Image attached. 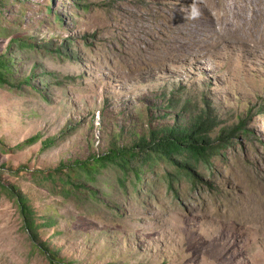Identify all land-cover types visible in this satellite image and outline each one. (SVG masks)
<instances>
[{"label":"rangeland","instance_id":"rangeland-1","mask_svg":"<svg viewBox=\"0 0 264 264\" xmlns=\"http://www.w3.org/2000/svg\"><path fill=\"white\" fill-rule=\"evenodd\" d=\"M3 56L0 181L32 226L1 194L0 264H264V0H0ZM198 124L220 149L172 189L165 161L42 178Z\"/></svg>","mask_w":264,"mask_h":264},{"label":"trees","instance_id":"trees-1","mask_svg":"<svg viewBox=\"0 0 264 264\" xmlns=\"http://www.w3.org/2000/svg\"><path fill=\"white\" fill-rule=\"evenodd\" d=\"M58 19V18H56ZM20 48L34 49L35 46L26 42H18ZM57 56L60 55V48L53 51ZM12 60L10 57H0V87H13L11 77L13 74ZM30 83V79H24L19 82V86L27 85ZM221 137V136H220ZM219 139H222L219 138ZM38 141V135L29 137L24 141L22 146H30ZM220 142L217 140L214 143L204 130L200 127V124L190 129L183 131L170 130L165 132L161 136L151 137L148 141L145 138H140L134 146L128 150L113 149L109 150L106 154L100 156H92L84 162L74 163L65 167H58L50 172L41 173L43 180L54 182L60 181L62 186H67L69 189H80L81 179L84 178V182H95L96 175L102 169L115 168L118 170L120 176L118 177V184L124 187V181L126 180L128 173L131 172L130 159L140 161L139 169L145 165L152 166L153 163L159 161H165L172 164L173 174L167 175V184L169 189H172L173 184L179 182V178L193 181L194 175L192 171H195V167L207 165L210 157L217 152L220 147H216V144ZM54 144V141L45 142V147H50ZM133 172V171H132ZM135 179H139V172L134 171ZM35 176V174H33ZM69 189L65 191L64 195L69 194ZM4 194L8 198L14 200L20 209L25 213L26 200L17 189L15 185L4 184L0 181V195ZM94 193L90 191L89 198H92ZM25 213V225L31 227L32 223L27 219ZM42 253H47L50 261L55 262V254L44 249H41Z\"/></svg>","mask_w":264,"mask_h":264},{"label":"clouds","instance_id":"clouds-1","mask_svg":"<svg viewBox=\"0 0 264 264\" xmlns=\"http://www.w3.org/2000/svg\"><path fill=\"white\" fill-rule=\"evenodd\" d=\"M188 8L190 9L188 19L196 20L200 16V10L196 3H192Z\"/></svg>","mask_w":264,"mask_h":264},{"label":"bare ground","instance_id":"bare-ground-1","mask_svg":"<svg viewBox=\"0 0 264 264\" xmlns=\"http://www.w3.org/2000/svg\"><path fill=\"white\" fill-rule=\"evenodd\" d=\"M194 45V44H193ZM175 52V51H174ZM176 55H177V53H176Z\"/></svg>","mask_w":264,"mask_h":264}]
</instances>
